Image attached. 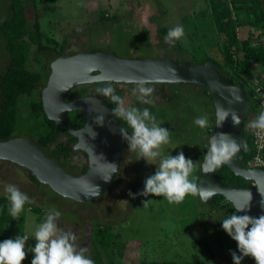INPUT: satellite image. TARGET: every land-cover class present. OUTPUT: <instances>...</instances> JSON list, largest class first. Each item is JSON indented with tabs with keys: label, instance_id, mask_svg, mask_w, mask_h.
<instances>
[{
	"label": "rangeland",
	"instance_id": "obj_1",
	"mask_svg": "<svg viewBox=\"0 0 264 264\" xmlns=\"http://www.w3.org/2000/svg\"><path fill=\"white\" fill-rule=\"evenodd\" d=\"M35 8L44 43L49 39L48 45L55 49L64 45V53L70 55L98 49L111 50L121 58L163 57L191 62L195 56H212L213 50L223 45V41H216L207 0H36ZM7 10V0H0V23L7 16ZM101 17L109 19L100 20ZM232 18L236 19V16L232 15ZM27 19L28 29L32 30L34 11L31 4L27 5ZM178 24L185 29V39L171 47L165 43L164 37ZM237 31L241 40L256 43L259 39V32L250 26L239 25ZM260 40L264 41V35ZM236 56L243 57L241 53ZM52 61L51 53L41 57L36 46H32L27 68L47 75ZM7 64L0 38V75ZM242 76L249 83L251 80L260 81L264 85L262 66L254 65ZM103 86V83L77 86L66 99L104 98L96 91ZM114 86L124 97L126 106H146L132 95L135 84L115 83ZM149 86L154 88L153 106L157 108V122L171 132V142L165 146V152L175 156L183 151L186 158L197 162L198 167L193 173L197 183L211 127L201 130L194 124V118L206 114L210 123L215 125L213 104L202 95L198 85L177 84L173 88L169 84L151 83ZM43 87L30 97L19 99L16 133L35 123L32 102L41 98ZM247 91L250 94L251 90ZM57 144L71 148L69 158L60 160L68 170L78 174L87 164L85 154L74 151L75 143H71L65 134L59 135L57 142L49 147L51 153ZM155 170L154 165H148L143 159L138 160L135 153L128 152L126 142L116 180L104 195L90 202L77 203L63 198L48 186L35 184L25 168L7 161H0V183L19 185L33 199V206L44 211L55 206L61 211L60 227L77 235L80 245L88 249L96 264H233L231 252L238 251L237 246L222 230L220 221L235 211L218 212L216 208L204 205L198 196H188L183 203L176 205L160 197L137 195L132 198L129 195L142 191L145 178ZM0 195H4L2 187ZM145 199L153 202L144 207ZM43 216L32 211L23 213L19 220H12L9 215L7 239L30 234ZM104 231L112 235L108 244L102 242ZM201 238L209 241L214 256L201 254L198 245L194 244ZM29 245H35L31 238L26 249ZM32 258L33 254L29 252L22 264H31ZM250 261L251 258L246 257L242 264Z\"/></svg>",
	"mask_w": 264,
	"mask_h": 264
},
{
	"label": "water",
	"instance_id": "obj_2",
	"mask_svg": "<svg viewBox=\"0 0 264 264\" xmlns=\"http://www.w3.org/2000/svg\"><path fill=\"white\" fill-rule=\"evenodd\" d=\"M103 74L116 83L134 84L129 81L147 80L150 84H192L205 87L212 98L215 110L218 105L233 108L240 116V123L233 127L230 118L216 132H227L245 142L243 124L248 119L250 99L246 90L225 77L211 62L193 65L190 61L178 62L170 58H121L111 50L98 52L80 51L63 54L50 63V74L41 91L43 111L48 120L63 128L77 141L74 151H82L87 157V170L83 175H74L55 160L49 158L32 141L16 137L0 140V161H7L31 172L38 183L48 186L55 194L77 203H86L104 195L116 180L124 153V139L120 133L119 120L112 114L108 104L100 98L88 96L67 101L69 92L81 85L102 83L91 77ZM67 89V90H62ZM239 96L240 99L236 100ZM231 101V103H230ZM79 111L85 116V124L75 129L70 113ZM103 114L104 123L98 125L96 117ZM212 135V136H213ZM210 139V138H209ZM242 151L225 166L235 176L252 182L250 187L225 185L215 172L203 170L204 157L197 184L212 190L209 200L200 201L209 207L214 198L222 196L236 211L246 205L248 193L252 199L247 214L253 217L264 215V169H246L241 161ZM114 164L117 172H112ZM108 175L111 179L105 181ZM104 177V178H103ZM98 188V195L96 194ZM245 214V213H240Z\"/></svg>",
	"mask_w": 264,
	"mask_h": 264
},
{
	"label": "clouds",
	"instance_id": "obj_3",
	"mask_svg": "<svg viewBox=\"0 0 264 264\" xmlns=\"http://www.w3.org/2000/svg\"><path fill=\"white\" fill-rule=\"evenodd\" d=\"M184 39L185 29L180 24L170 28L164 37L165 43L171 47H175ZM91 79L103 83L104 86L97 88L96 91L114 105L111 109L112 114L118 120L124 121L126 127H120V133L127 142L128 152L135 153L138 160L143 159L156 169L154 174L145 178L142 191L130 192L129 195L132 198L137 195L160 197L169 204L176 205L183 203L188 196H198L204 202L208 201L212 190L200 187L193 175L198 167L197 162L186 158L183 151H179L175 156L171 152H165V146L171 142V132L157 122V116L151 109L126 106L124 97L117 93L114 86L116 81L113 78L101 74ZM129 82L135 84L131 92L140 104L153 105L154 88L149 86V81L141 79ZM239 99L237 96L236 100ZM229 118L233 127L240 123V116L235 109L218 105L216 128H222ZM95 122L102 126L103 114L98 115ZM194 124L205 131L211 127L206 114L195 117ZM248 127L256 132H264V111H260ZM205 148L207 151L204 154L203 170L210 173L231 163L241 150L248 149V145L230 133L221 131L210 137ZM109 165L112 167L111 173L117 172L114 164ZM110 179L111 175L104 178L105 181ZM0 187L3 189L8 205L7 211L12 220H19L23 213L32 212L31 205L34 201L19 185L0 183ZM95 188L98 195V188ZM258 190L264 195V192L259 188ZM251 199L249 192L247 204L241 205L220 221L222 230L237 246L238 251L231 252L233 264H242L246 257L251 258L254 264H264V215L253 217L247 214ZM152 202V199H145L143 206L147 207ZM2 212L3 208H0V213ZM61 217V211L55 206L49 207L44 211L43 219L35 223L30 234H19L14 238L0 241V264H22L29 252L33 254L31 264H96L88 254V249L80 245L77 235L60 227ZM30 238L35 241V245H29L26 249V243Z\"/></svg>",
	"mask_w": 264,
	"mask_h": 264
},
{
	"label": "trees",
	"instance_id": "obj_4",
	"mask_svg": "<svg viewBox=\"0 0 264 264\" xmlns=\"http://www.w3.org/2000/svg\"><path fill=\"white\" fill-rule=\"evenodd\" d=\"M8 14L0 23V38L3 43L4 54L8 59V64L0 75V140L7 141L16 137L27 138L38 146L49 158L55 160L66 170L65 164L61 163V159H68L71 154V148L64 144H57L53 153L49 151V147L55 144L59 135L65 134L69 137L71 143H76V139L70 136L63 128L57 126L53 121L47 119L41 98L32 102V113L35 117V123L25 129L18 131V107L21 97H30L33 92L38 91L40 87L45 86L50 74V65L46 73L32 72L27 68L30 59L31 47L36 46L39 56L51 53L53 60L65 54L64 45L60 49H55L47 43L41 35L40 23L36 13V0H7ZM31 4L34 11L33 29H28L27 5ZM207 12L210 17L212 26L215 30L216 41H223V45H218L212 52V56H195L191 63L193 65L211 62L219 68L221 73L230 79L235 85L243 87L250 99V111L248 119L244 122L243 128L245 133V142L248 145L247 150L242 151L241 161L245 167L247 159L250 156V140L248 133V125L250 118L254 113L255 106L252 104L253 94L251 83L242 75L247 74L248 69L254 65L264 67V41L260 40V36L264 35V0H207ZM236 16V19L232 18ZM109 19L101 17L100 20ZM250 26L259 32V39L256 43H251L249 39L241 40L238 37V26ZM101 50L94 49L91 52ZM242 54V58L237 57V53ZM176 61V60H175ZM185 61V60H183ZM178 60V62H183ZM231 70L232 72L228 71ZM186 85V84H182ZM175 88L177 84H169ZM202 95L212 102L209 91L202 87ZM247 89H249L250 94ZM112 109L114 105L107 102ZM213 104V103H212ZM141 107V106H138ZM156 115L157 108L153 105H146ZM143 108V107H141ZM71 123L75 129H80L85 124V116L79 112L70 113ZM120 126L126 127L124 121L119 120ZM247 130V133H246ZM215 131V125L211 124V136ZM207 149H205V152ZM86 156V155H85ZM87 170V164L83 165L80 172L68 170L74 175H83ZM30 179L37 185H41L35 176L29 172ZM222 179L225 185H237L241 187H250L252 182L246 181L235 176L226 166L220 168L217 175ZM7 201L4 195H0V241L7 239L9 232L8 227V211ZM27 207V206H26ZM213 208L218 212L226 213L229 210L235 211L231 203L227 202L222 196L218 195L214 198ZM32 211L36 214L44 215V210L40 207L31 205ZM99 226V225H97ZM112 235L104 231L102 242L109 243ZM198 245L201 254L204 256H214L209 241L206 238L198 239L194 242ZM162 264H175L174 262H164ZM248 264H254L251 261Z\"/></svg>",
	"mask_w": 264,
	"mask_h": 264
},
{
	"label": "built area",
	"instance_id": "obj_5",
	"mask_svg": "<svg viewBox=\"0 0 264 264\" xmlns=\"http://www.w3.org/2000/svg\"><path fill=\"white\" fill-rule=\"evenodd\" d=\"M253 104L255 106L253 117L264 111V85L260 81H252ZM249 122V123H250ZM250 140V156L247 159L246 169H264V132H256L248 127Z\"/></svg>",
	"mask_w": 264,
	"mask_h": 264
},
{
	"label": "flooded vegetation",
	"instance_id": "obj_6",
	"mask_svg": "<svg viewBox=\"0 0 264 264\" xmlns=\"http://www.w3.org/2000/svg\"><path fill=\"white\" fill-rule=\"evenodd\" d=\"M93 97H97V98H100V99H106L105 97L104 98H101V97H98V96H93ZM105 101V100H104ZM106 102V101H105ZM107 103V102H106ZM108 104V103H107ZM109 106V105H108ZM125 150H126V141H124V153H125ZM123 153V155H124ZM253 185V184H252Z\"/></svg>",
	"mask_w": 264,
	"mask_h": 264
}]
</instances>
